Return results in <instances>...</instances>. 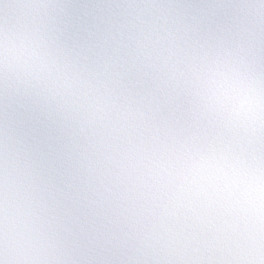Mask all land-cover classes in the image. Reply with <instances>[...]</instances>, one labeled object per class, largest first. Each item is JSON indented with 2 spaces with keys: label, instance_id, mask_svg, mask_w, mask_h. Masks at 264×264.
<instances>
[{
  "label": "snow or ice",
  "instance_id": "snow-or-ice-1",
  "mask_svg": "<svg viewBox=\"0 0 264 264\" xmlns=\"http://www.w3.org/2000/svg\"><path fill=\"white\" fill-rule=\"evenodd\" d=\"M0 264H264V0H0Z\"/></svg>",
  "mask_w": 264,
  "mask_h": 264
}]
</instances>
